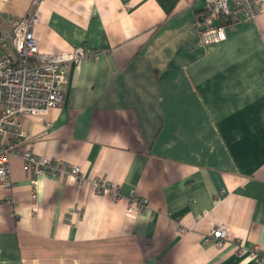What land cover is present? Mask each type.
I'll list each match as a JSON object with an SVG mask.
<instances>
[{
    "label": "crops",
    "instance_id": "obj_1",
    "mask_svg": "<svg viewBox=\"0 0 264 264\" xmlns=\"http://www.w3.org/2000/svg\"><path fill=\"white\" fill-rule=\"evenodd\" d=\"M32 2L0 0L4 54L14 57L11 25ZM205 3L39 0V53L96 55L69 64L57 107L19 117L21 149L79 166L149 209L128 215L123 201L48 176L33 200L31 174L11 155L0 264H264L251 256L264 257V0L253 21L207 45ZM216 225L227 229L222 248L207 242Z\"/></svg>",
    "mask_w": 264,
    "mask_h": 264
},
{
    "label": "built area",
    "instance_id": "obj_2",
    "mask_svg": "<svg viewBox=\"0 0 264 264\" xmlns=\"http://www.w3.org/2000/svg\"><path fill=\"white\" fill-rule=\"evenodd\" d=\"M260 2L206 0L204 15L197 23L200 41L206 45L224 41L226 28L256 18L260 12ZM38 4L39 0H33L31 13L11 25L9 45L14 57L0 50V184L10 187L9 157L15 155L22 160L23 170L31 174L30 197L33 200L37 198L41 176L69 178L77 185L88 184L95 194L108 195L115 202L123 201L128 215L146 213L149 205L145 198L135 193L124 197L118 186L99 179L87 180L79 166H70L51 157L35 155L26 148L21 149L28 137L21 129L19 117L45 115L57 107L63 100L68 83L69 64L79 65L96 55L85 47L68 54L39 53L32 32L39 21ZM6 203L12 204L13 200L8 199ZM207 238V242L213 240L218 248L224 247L229 239L224 225L212 227ZM237 243L238 251L242 252V245L239 241ZM251 256L256 263L264 262V257L255 250Z\"/></svg>",
    "mask_w": 264,
    "mask_h": 264
}]
</instances>
